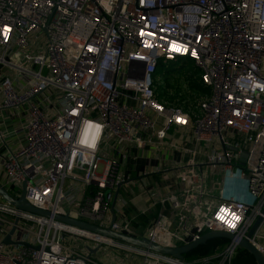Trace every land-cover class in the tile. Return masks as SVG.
Returning a JSON list of instances; mask_svg holds the SVG:
<instances>
[{"label":"built area","instance_id":"built-area-1","mask_svg":"<svg viewBox=\"0 0 264 264\" xmlns=\"http://www.w3.org/2000/svg\"><path fill=\"white\" fill-rule=\"evenodd\" d=\"M178 60L211 89L191 115L156 96ZM0 182L166 248L233 236L186 263L0 198V264H98L89 248L112 245L142 264H233L245 239L264 258V0H0ZM17 218L29 247L3 244Z\"/></svg>","mask_w":264,"mask_h":264},{"label":"water","instance_id":"water-1","mask_svg":"<svg viewBox=\"0 0 264 264\" xmlns=\"http://www.w3.org/2000/svg\"><path fill=\"white\" fill-rule=\"evenodd\" d=\"M27 191L26 187L24 186L23 192L21 194V197L19 199H16L13 195L10 194V192L7 191V189L3 186V184L0 182V198L5 201L6 203H9L11 206L15 207L20 212H26L35 216H40L44 218H54L55 221L61 222L70 226H74L76 228L100 235L106 239H110L113 241H117L126 245H130L145 251H149L154 254H158L164 257H170L174 258L178 261H185V256L194 252L200 247L206 246L208 242L222 239L231 241L233 240V236L228 233L223 232H211L208 234L203 235L199 239L183 246L179 247H173V248H166L162 247L156 244L151 243L146 238H136L131 237L123 234H119L116 232H113L111 229H103L97 225L89 224L85 221H81L78 219L71 218L69 215H52V213L38 209L31 205L27 199ZM115 202L112 207V214H113V222L116 219L115 212H114ZM19 222V219L17 218L14 224V227L10 231V233L6 236V238L3 240V244L5 245H24L26 247H29L25 243H15L12 241L11 237L16 231V226ZM262 222V219L259 218L258 221L255 223V225L250 230L248 237L251 238L253 234L255 233L256 229L259 227L260 223ZM240 248L245 250L250 254V256L255 260L256 264H264V258L263 256L250 244V242L245 239L240 243ZM37 249V248H36ZM101 249V246L97 247L96 249L89 248L91 255L97 253Z\"/></svg>","mask_w":264,"mask_h":264},{"label":"trees","instance_id":"trees-1","mask_svg":"<svg viewBox=\"0 0 264 264\" xmlns=\"http://www.w3.org/2000/svg\"><path fill=\"white\" fill-rule=\"evenodd\" d=\"M174 70H178V72L174 74ZM155 80L157 99L166 106L177 105L190 115L198 106V102L211 94V89L202 82L200 71L190 61L161 62L155 74ZM147 221H149V217H141L136 220L135 226H146ZM227 242L222 239L210 241L206 246L186 255L185 262L191 263L198 258L210 256L218 248L220 252ZM138 259L143 263V258L139 257ZM233 264H256V262L248 252L240 248Z\"/></svg>","mask_w":264,"mask_h":264},{"label":"rangeland","instance_id":"rangeland-1","mask_svg":"<svg viewBox=\"0 0 264 264\" xmlns=\"http://www.w3.org/2000/svg\"><path fill=\"white\" fill-rule=\"evenodd\" d=\"M177 72L178 70H174V74H176ZM179 73L182 72L179 71ZM74 240L77 243H82L83 249H86L87 247H89V245L92 244V242L89 240H81V239H77V241L76 239ZM90 256L91 259L98 264H104V263L105 264H139L141 263V260L138 258L139 257L144 258L142 256H136V254H132V253L130 254V252L126 250L122 251L118 249L115 245L103 246L102 249H100L97 253L92 254Z\"/></svg>","mask_w":264,"mask_h":264},{"label":"bare ground","instance_id":"bare-ground-1","mask_svg":"<svg viewBox=\"0 0 264 264\" xmlns=\"http://www.w3.org/2000/svg\"><path fill=\"white\" fill-rule=\"evenodd\" d=\"M103 240H107V239H103ZM108 242H110L109 240H107Z\"/></svg>","mask_w":264,"mask_h":264},{"label":"crops","instance_id":"crops-1","mask_svg":"<svg viewBox=\"0 0 264 264\" xmlns=\"http://www.w3.org/2000/svg\"><path fill=\"white\" fill-rule=\"evenodd\" d=\"M137 209V208H136Z\"/></svg>","mask_w":264,"mask_h":264}]
</instances>
